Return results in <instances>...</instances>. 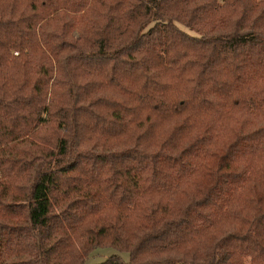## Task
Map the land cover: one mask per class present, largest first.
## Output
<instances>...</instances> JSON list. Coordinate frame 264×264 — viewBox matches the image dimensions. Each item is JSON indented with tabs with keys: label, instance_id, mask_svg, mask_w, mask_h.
<instances>
[{
	"label": "trees",
	"instance_id": "1",
	"mask_svg": "<svg viewBox=\"0 0 264 264\" xmlns=\"http://www.w3.org/2000/svg\"><path fill=\"white\" fill-rule=\"evenodd\" d=\"M264 264V0H0V264Z\"/></svg>",
	"mask_w": 264,
	"mask_h": 264
},
{
	"label": "rangeland",
	"instance_id": "2",
	"mask_svg": "<svg viewBox=\"0 0 264 264\" xmlns=\"http://www.w3.org/2000/svg\"><path fill=\"white\" fill-rule=\"evenodd\" d=\"M113 253H119L124 259L128 258L127 251H119L114 247H97L93 249L85 258L83 264H93L104 260Z\"/></svg>",
	"mask_w": 264,
	"mask_h": 264
}]
</instances>
